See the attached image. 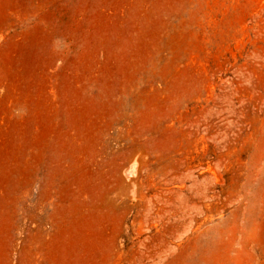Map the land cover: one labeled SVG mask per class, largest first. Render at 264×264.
Instances as JSON below:
<instances>
[{
  "label": "rangeland",
  "instance_id": "rangeland-1",
  "mask_svg": "<svg viewBox=\"0 0 264 264\" xmlns=\"http://www.w3.org/2000/svg\"><path fill=\"white\" fill-rule=\"evenodd\" d=\"M0 264H264V0H0Z\"/></svg>",
  "mask_w": 264,
  "mask_h": 264
}]
</instances>
